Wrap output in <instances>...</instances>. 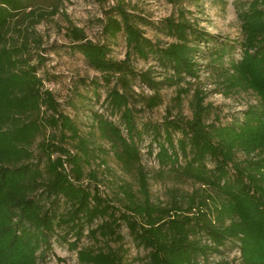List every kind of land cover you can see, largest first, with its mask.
I'll use <instances>...</instances> for the list:
<instances>
[{
    "label": "trees",
    "instance_id": "1",
    "mask_svg": "<svg viewBox=\"0 0 264 264\" xmlns=\"http://www.w3.org/2000/svg\"><path fill=\"white\" fill-rule=\"evenodd\" d=\"M32 1L0 0V264H39L51 251L54 237L75 252L78 264H132L121 227L146 253L140 264H200V260L208 264L211 255H221L229 247L238 250V264H264V0L236 5L242 40L233 43L198 30L181 8L177 18L156 25L122 4L111 7L104 12L105 39L100 43L69 25V47L100 75L102 83H90L93 93L98 96L100 88L106 92L108 117L93 113L90 127L109 144L121 170L136 178L137 193L127 183L117 187L122 208L103 198L96 185L84 183L85 169L106 150L92 147L44 89L38 75L44 57L29 52L27 37L20 31L18 43H10L11 21ZM169 2L180 6L183 0ZM137 22L160 30L172 42L166 46L152 42ZM120 35L126 52L123 60L116 61L110 57L111 44ZM203 45L209 48L206 55L200 49ZM237 48L239 59L233 57ZM32 58L36 64L30 63ZM133 58L151 60L164 76L158 81L153 68L136 71ZM202 71L216 80L219 92H251L258 103L230 123L216 118L207 123L211 106L204 103L202 91L195 90L188 103L191 116L182 117L183 96L191 84L180 86L186 80L198 81ZM136 81L152 95L134 93ZM165 88L176 89L173 102L178 114L172 117L168 112L160 123L139 122L143 109L161 104L160 91ZM137 104L142 108L136 109ZM47 128L59 134L36 145ZM146 134L147 152L151 156L155 146L160 170L199 184L203 194L175 200L169 208L150 202L139 147ZM67 143H72L74 152L64 147ZM87 176L96 181L95 172ZM84 238L119 246L79 247Z\"/></svg>",
    "mask_w": 264,
    "mask_h": 264
},
{
    "label": "rangeland",
    "instance_id": "2",
    "mask_svg": "<svg viewBox=\"0 0 264 264\" xmlns=\"http://www.w3.org/2000/svg\"><path fill=\"white\" fill-rule=\"evenodd\" d=\"M248 0H183L180 6L170 4L169 0H33L31 5L25 9L24 13L11 21L10 43H18L19 34L26 35L29 52L34 56L36 53L44 57L45 61L41 66L38 75L43 79V87L50 91L55 101L59 104L60 111L77 124L81 135L88 137L92 147H102L106 150L104 156L96 160L90 169H85L86 179L84 183L96 185L100 195L106 198L113 205L122 208L119 198L122 196L117 187L122 183H127L133 192H138L136 178L121 170L120 165L114 159L109 150V144L99 138L98 132L90 127L92 114H102L108 117V112L104 99L105 89H98V96H95L90 83L100 81L99 73L95 72L84 61L81 54L69 47L71 44L66 39V32L69 25L82 29L86 38L94 43L104 41L101 34V22L104 21V12L118 4L137 17H143L156 25L166 18H177L180 8L185 11L186 19L198 30L217 37L222 41L240 42L242 35L240 22L237 18L236 5H243ZM137 27L141 29L145 37L160 46H166L172 39L160 32V30L143 26L139 22ZM201 46L202 55L209 52V48ZM209 47V46H208ZM112 53L110 57L116 61L125 58L126 47L123 37L118 36L115 44H111ZM233 57L239 59V49L237 48ZM205 62L201 64L205 65ZM32 65L36 64L35 58L31 59ZM132 65L138 72L153 68L156 72L155 78L159 81L164 76L162 71L151 60L143 62L132 59ZM187 81L191 88L187 96H183L181 115L190 118L191 113L188 103L195 90H200L206 96L204 103L211 106L207 123L218 119L222 124L230 123L234 119H239L242 112L249 106L256 105L258 99L251 92L237 91L229 95L221 93L216 80L207 72L200 73L198 81L186 80L180 87H187ZM113 85V84H111ZM132 90L136 94L151 96L152 92L146 89L138 81L132 83ZM176 96L175 88H165L160 91L161 104L153 110H144L138 116L139 122L149 121L160 123L170 112L174 117L178 114V109L174 106ZM142 108L141 104L136 105V109ZM112 120V119H111ZM113 121H117L114 118ZM142 123H138L141 126ZM57 131L47 128L37 139L36 145L43 139L52 135H58ZM150 138L143 135V142L140 144L142 153V165L147 173L150 202L164 208H169L173 201L186 199L194 193H202V187L192 181L178 177L177 175L161 171L157 165L154 155L156 153L153 145V153L148 154ZM65 148L74 152L72 143L64 145ZM103 160L104 164L100 163ZM89 171L95 172L96 181L87 175ZM213 198L216 195L209 192ZM123 237L124 248L127 249L128 260H134L132 264H140L146 253L133 245L128 231L121 227L119 231ZM70 242L73 241L68 237ZM51 251L47 253L44 260L39 264H78L75 252L68 249L67 244L62 243L56 237L50 241ZM95 247L106 250L107 248H117L118 242H100L94 244L91 239L84 238L79 243V247ZM221 255H211L208 264H238V250L233 247L225 249ZM203 261L200 260V264Z\"/></svg>",
    "mask_w": 264,
    "mask_h": 264
}]
</instances>
